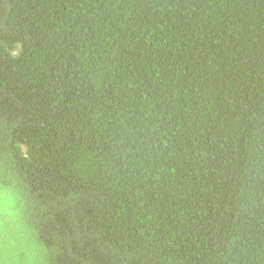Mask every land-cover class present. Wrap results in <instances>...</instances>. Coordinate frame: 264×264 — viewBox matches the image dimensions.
Instances as JSON below:
<instances>
[{"label":"trees","instance_id":"16d2710c","mask_svg":"<svg viewBox=\"0 0 264 264\" xmlns=\"http://www.w3.org/2000/svg\"><path fill=\"white\" fill-rule=\"evenodd\" d=\"M0 260L264 264V0H0Z\"/></svg>","mask_w":264,"mask_h":264},{"label":"clouds","instance_id":"9594fccd","mask_svg":"<svg viewBox=\"0 0 264 264\" xmlns=\"http://www.w3.org/2000/svg\"><path fill=\"white\" fill-rule=\"evenodd\" d=\"M0 202L5 215L14 219L25 210L27 203L19 180L8 169H0ZM49 258L48 249L36 240L33 233L26 246L21 247L10 259L6 252L0 264H49Z\"/></svg>","mask_w":264,"mask_h":264},{"label":"rangeland","instance_id":"374dc122","mask_svg":"<svg viewBox=\"0 0 264 264\" xmlns=\"http://www.w3.org/2000/svg\"><path fill=\"white\" fill-rule=\"evenodd\" d=\"M0 213H2V214L5 215V213H4V211H3V205H2V202H0Z\"/></svg>","mask_w":264,"mask_h":264}]
</instances>
